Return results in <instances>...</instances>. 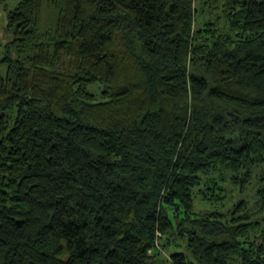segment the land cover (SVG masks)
<instances>
[{"label":"trees","instance_id":"obj_1","mask_svg":"<svg viewBox=\"0 0 264 264\" xmlns=\"http://www.w3.org/2000/svg\"><path fill=\"white\" fill-rule=\"evenodd\" d=\"M8 16L0 264H264V0Z\"/></svg>","mask_w":264,"mask_h":264},{"label":"rangeland","instance_id":"obj_2","mask_svg":"<svg viewBox=\"0 0 264 264\" xmlns=\"http://www.w3.org/2000/svg\"><path fill=\"white\" fill-rule=\"evenodd\" d=\"M21 0H7L5 3H0V46L4 49L5 45H8L13 40V34L12 32L7 28L8 25V15L11 10H13ZM4 52H1L3 54ZM103 87L100 82L94 83L89 86V90L97 95V97L101 96V92L103 91ZM236 187L235 192L232 193L231 202L227 201V206H223V210L227 211L228 207L232 206V203L237 202L240 199H247L249 204H253L255 201V192H256V184L252 185L250 190H248L246 193H242L239 184L233 185ZM229 190L232 188L231 185L228 187ZM204 204L201 202V196H198L197 198V209L204 208ZM161 237V234L158 235ZM177 241H182L181 239L177 238ZM161 247V246H160ZM165 252L161 251L157 254L161 259L170 256V253L168 250H165ZM168 253V255H167ZM153 254V252H151ZM166 264H170V262H166Z\"/></svg>","mask_w":264,"mask_h":264}]
</instances>
